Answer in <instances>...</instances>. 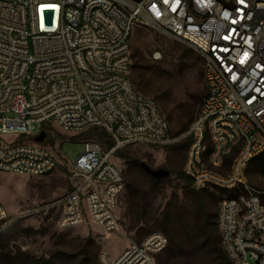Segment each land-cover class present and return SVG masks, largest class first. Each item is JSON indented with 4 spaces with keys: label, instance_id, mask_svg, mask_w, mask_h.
<instances>
[{
    "label": "built area",
    "instance_id": "1",
    "mask_svg": "<svg viewBox=\"0 0 264 264\" xmlns=\"http://www.w3.org/2000/svg\"><path fill=\"white\" fill-rule=\"evenodd\" d=\"M54 8V24H45V9ZM138 25L191 46L202 58L207 91L181 135H172L157 101L131 79ZM49 126L101 128L113 146L85 141L69 167L71 189L50 201L16 213L0 201V235L42 214L55 216L62 229L90 223L105 235L116 233L115 210L127 182L113 162L117 151L189 139L190 187L225 192L217 207L225 261L213 264H264V189L245 176L264 152V0H0V138L18 137L0 140V171L52 173L58 158L45 140L35 141ZM231 155L229 171H217ZM167 245L166 234L151 231L118 254L102 251L100 260L157 264Z\"/></svg>",
    "mask_w": 264,
    "mask_h": 264
},
{
    "label": "rangeland",
    "instance_id": "2",
    "mask_svg": "<svg viewBox=\"0 0 264 264\" xmlns=\"http://www.w3.org/2000/svg\"><path fill=\"white\" fill-rule=\"evenodd\" d=\"M132 59L131 79L135 87L157 101L170 123L173 136L187 131L201 106L197 97L207 91L200 54L183 42L138 25L132 36ZM8 116L15 114L8 112ZM46 133L44 144L59 161L52 173L29 176L0 171V201L11 213L33 202H47L68 192L71 189L69 167L83 152L85 141L95 140L107 148L104 137L107 132L101 128L64 131L49 126ZM17 138L6 136L0 140L8 142ZM211 144L208 140V145ZM189 147L190 141L186 139L166 147L130 144L121 148L113 162L124 171L127 182L115 210L120 224L116 233L105 235L100 227L90 223L62 229L58 227L56 217L50 214L28 217L0 235V264H28L31 258L52 259L55 264H102V251L115 255L132 242H142L152 230L163 232L161 221L167 213H171L174 230L190 227L194 197L190 194V185L180 178L185 173ZM233 158L234 155L228 157L227 162L216 170L227 173ZM141 162L154 169L166 168L170 176L156 181L142 168ZM255 163L248 164L246 179L251 185L264 189V174L254 171ZM212 193L216 195L214 201L210 199ZM224 193L222 190L200 192L215 210ZM187 239V250L175 254L181 260L189 259L193 264L221 262L197 252L198 242L192 232ZM164 256L163 251L157 263ZM248 261L256 264L251 259Z\"/></svg>",
    "mask_w": 264,
    "mask_h": 264
},
{
    "label": "trees",
    "instance_id": "3",
    "mask_svg": "<svg viewBox=\"0 0 264 264\" xmlns=\"http://www.w3.org/2000/svg\"><path fill=\"white\" fill-rule=\"evenodd\" d=\"M204 96L205 95H199L197 100L202 103ZM104 137H106L105 142L107 149L112 147L113 141L110 139L108 133H105ZM226 160L227 159H225V162H227ZM252 161L256 162L254 171L264 174V152L255 157ZM180 178L190 185L191 181L186 173H182ZM155 180L161 181L163 179ZM200 192L205 191H197L194 189L190 191V194L194 197L193 208L191 210L190 227L181 226L177 230L171 228V213H167L162 219L161 227L164 234L168 237V245L164 250L165 256L160 257V261L157 264H193L189 259L181 260L180 257L175 255L177 254L176 251L183 252L187 250L186 247L189 242L187 236L191 232L194 234L198 242L196 248L197 252L211 256L215 261H225V254L221 247V237L217 227V210L210 207ZM210 199L211 201H214L216 199V195L212 193L210 195ZM28 264H55V262L52 259L31 258Z\"/></svg>",
    "mask_w": 264,
    "mask_h": 264
},
{
    "label": "water",
    "instance_id": "4",
    "mask_svg": "<svg viewBox=\"0 0 264 264\" xmlns=\"http://www.w3.org/2000/svg\"><path fill=\"white\" fill-rule=\"evenodd\" d=\"M55 8L54 9H45L44 11V19H45V24H54L55 21ZM47 133L46 131H41L38 136L35 137V141L37 142H43L46 139ZM142 168L149 173L153 178L155 179H164L170 176V171L166 168H159V169H154L150 167L148 164L145 162H141Z\"/></svg>",
    "mask_w": 264,
    "mask_h": 264
}]
</instances>
